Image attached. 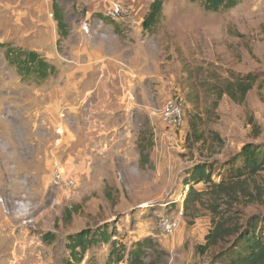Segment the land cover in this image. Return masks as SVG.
<instances>
[{
    "label": "rangeland",
    "instance_id": "374dc122",
    "mask_svg": "<svg viewBox=\"0 0 264 264\" xmlns=\"http://www.w3.org/2000/svg\"><path fill=\"white\" fill-rule=\"evenodd\" d=\"M153 1L58 0L70 30L60 40L54 0H0V264H66L72 236L106 225L112 241L93 247L82 264H211L238 229L255 217L264 223V167L242 181L244 193L206 196L188 212L183 182L198 163H212L217 173L247 145L264 147V0L221 12L163 0L162 20L147 32ZM117 4L123 13L112 17ZM7 44L40 53L57 74L25 81L6 61ZM143 46L150 77L140 95L113 102L101 93L74 103L71 74L99 73L108 57L125 75L133 64L142 67ZM248 75L258 81L244 102L224 93ZM175 97L184 101L185 123L169 140L159 111ZM112 102L139 116L123 140H101L89 123L93 108ZM56 165L75 179L73 189L53 186ZM163 217L181 220L175 234L161 232ZM214 222L227 234L205 252ZM147 238L154 248L130 261ZM112 252L125 259L115 262Z\"/></svg>",
    "mask_w": 264,
    "mask_h": 264
},
{
    "label": "trees",
    "instance_id": "16d2710c",
    "mask_svg": "<svg viewBox=\"0 0 264 264\" xmlns=\"http://www.w3.org/2000/svg\"><path fill=\"white\" fill-rule=\"evenodd\" d=\"M193 3H200L205 11L221 12L233 9L240 4V0H191ZM163 0H154L143 21V29L147 32H153L160 24L163 17ZM53 14L58 23L60 40L66 39L70 35V30L65 22L64 12L54 0ZM6 48V61L17 70V73L28 82L42 83L51 76L57 74V67L36 51H26L17 48L11 44L4 45ZM257 77L248 75L239 77L237 82L228 88L227 93L235 102L242 103L248 92H250L257 83ZM241 96L237 95V92ZM220 95H223L221 93ZM202 137H198L201 141ZM226 166V169L216 173L215 165L210 162H201L188 170L183 180L188 191L185 197V210L188 212L197 204L202 203L206 196L217 200L219 197L232 198L238 192H245L242 181L253 178L258 175L264 167V147L247 145L239 156ZM218 178V181L214 180ZM203 184L205 188L199 189ZM213 232L207 235V243L202 249L206 252L211 247L219 244V241L226 236V228L221 222H214ZM237 236L222 253L212 261L211 264H264V223L260 218H253L248 224L238 229ZM114 234L108 231V226L100 228L97 231L84 230L79 234L72 236L69 242L71 260L66 264H82L87 253L100 243H110ZM231 235V234H230ZM154 248L152 239H144L134 245L129 253L130 261L137 263L145 256L149 249ZM117 252H112L115 262H121L125 259L120 256L116 259ZM141 264V263H140Z\"/></svg>",
    "mask_w": 264,
    "mask_h": 264
},
{
    "label": "crops",
    "instance_id": "0c3cea01",
    "mask_svg": "<svg viewBox=\"0 0 264 264\" xmlns=\"http://www.w3.org/2000/svg\"><path fill=\"white\" fill-rule=\"evenodd\" d=\"M142 50H138L140 56L137 58V62H141V68L135 67L134 64L131 67V71L127 74H122L120 68L113 65L112 59L105 57L101 58V70L99 73L95 72V68L92 67L90 72L83 74H71L70 80H72V92L74 103L77 104L81 101L85 102V98L103 93L104 96L111 98L113 102L121 100L127 96H138L140 90L146 88V82L149 81V73H146L145 64L148 59H145L149 52L146 48L140 47ZM140 51V52H139ZM96 60L92 59L94 62ZM89 68L85 69L87 71ZM94 70V71H93ZM102 72V73H101ZM71 90H68L70 92ZM144 94V93H143ZM118 97H121L117 99ZM89 98V99H90ZM110 105L98 106L93 108V112H90V118L93 116V120H89L92 128L99 127L101 129V140H123L122 130H130L128 122L131 120L133 123L138 119V114L135 115V110L126 106H121L116 103ZM143 112L141 109L137 113ZM75 113L78 115L81 112L75 109ZM130 113L133 115L130 116ZM132 129V128H131ZM130 134V133H129ZM128 136V135H125ZM133 137V135L131 136ZM138 157V154H137Z\"/></svg>",
    "mask_w": 264,
    "mask_h": 264
},
{
    "label": "built area",
    "instance_id": "2783aa9c",
    "mask_svg": "<svg viewBox=\"0 0 264 264\" xmlns=\"http://www.w3.org/2000/svg\"><path fill=\"white\" fill-rule=\"evenodd\" d=\"M123 13L122 6L117 4L111 10L112 17H120ZM123 17V16H122ZM159 117L167 129L166 137L176 140V132L183 128L185 123L184 101L180 97L169 99L159 111ZM175 131V132H174ZM53 186L58 189L70 190L76 186L74 178L66 176L65 172L56 165L53 173ZM181 226V220L176 217H163L160 220V230L164 235L171 236Z\"/></svg>",
    "mask_w": 264,
    "mask_h": 264
}]
</instances>
